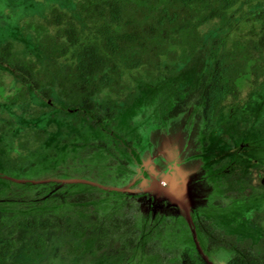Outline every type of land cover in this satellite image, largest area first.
Here are the masks:
<instances>
[{"label": "trees", "instance_id": "1", "mask_svg": "<svg viewBox=\"0 0 264 264\" xmlns=\"http://www.w3.org/2000/svg\"><path fill=\"white\" fill-rule=\"evenodd\" d=\"M237 1H77V11L86 17L95 29L80 28L71 19L66 18L67 13L63 14L53 10L49 23L53 27L55 26L60 33L59 39L47 32V24L33 23L29 25L40 52L46 55L47 62L44 68L39 67L36 62L19 57L13 50L12 40H7L0 46V62L12 66L13 71L22 82L11 93H5L2 90L0 97L16 104L20 99H24L27 91L36 90L37 94L43 96L44 99L57 97L63 101V108H73L75 111L74 128L81 127L84 129L90 125L96 133L92 137L84 138L80 145L73 143L72 140L76 132L69 134L62 141L66 144L65 147L68 146L70 156L74 159L80 158V166L89 173L96 172L94 167L98 164L99 156L107 149V145L101 139H97L95 143H91V139L102 136L104 129L111 131L117 125L130 123V118L138 114L141 107L146 104L145 101L150 104L159 98L162 101L164 99L170 101V104L166 106L167 110L164 116L158 121L161 128L168 121L179 118L189 108L196 107L203 117L205 126V129L202 130L205 137L199 139L205 149L200 157L203 160L202 166L206 169V182L212 186V192L209 195L211 207L214 209L222 202H231L234 201V198L237 200L239 195L241 197L238 199L237 207L241 217L238 221L240 220L244 224H249L250 219L253 218L264 221L263 188L250 184V181L244 178L239 179L241 182L237 183L238 180L234 179L236 173L234 169H230L233 170V173L226 170L231 166V162L240 165V169L248 170V166L244 168L247 161L243 158L245 150L242 147L262 153L264 121L258 120L260 122L257 121L254 124L246 122L248 123L247 126L243 127L239 133L237 132L232 136L225 134L224 138L219 140L214 137L213 139L211 137L206 138L210 129L215 126L214 120L220 105L228 99V96L236 95L234 89L237 88V85L240 88L244 87V84L249 85L250 80L258 75L259 69H262L263 65L260 64L262 58L252 56L251 52L245 51V46H242L238 40L227 47L225 39L229 37L228 35L212 37L211 41L208 42L196 34V28L205 20L225 15L226 11L230 10ZM204 7H207L209 12L200 18L199 14ZM83 30L89 31V33L83 36ZM171 32H175V34L170 36ZM261 47L259 42H254L252 51L262 53ZM69 53L73 56L74 67L62 71L58 64L53 61V58L62 57ZM193 59L196 62L190 63L189 61ZM141 67L145 69L144 72L147 74L148 80L142 82L139 98L134 99L133 102L135 103L132 105L128 104L127 100L121 104L118 100L126 89V84L123 82V72H130ZM179 67H181L180 71ZM99 94H103L105 99L96 98ZM253 108V114L257 112L258 108H262L264 112V103L254 104ZM36 117L25 118L22 116L20 118L19 128L15 131L21 147H25L27 132L33 130L36 134L35 137L39 138L40 132L43 131V128H39V121L35 120ZM34 122L37 126H33ZM25 127L27 130H22ZM124 143V155L136 159L137 152L135 150L137 146L133 147L132 141L125 140ZM226 145L228 147L225 150L221 149ZM90 146L101 147L103 150L101 152L95 150L89 158L88 156L82 158L77 155ZM222 151L224 155L221 160L210 162V157L214 158L217 152ZM48 152L52 156V160H48V162L53 161V169L56 171L57 165L60 164L54 160L57 152L53 148L49 149ZM96 152L97 158L93 155ZM228 159H230L229 164H226ZM137 160L144 172H147L148 169L145 168L140 156ZM121 161L126 162L125 159ZM31 165L35 166L36 163L33 162ZM69 167L72 169H66L67 177L81 175L75 173L81 171V167H77L78 170H76L74 163ZM27 168L31 169L30 166ZM10 170L9 166L7 171ZM104 172L102 170V174ZM247 174H243V176L245 177ZM92 175L96 178L94 174ZM124 175L125 173L121 170L113 172L107 181L109 182L112 178L121 180ZM10 176V174L7 175L6 172L0 171V181H8L9 179L17 181ZM28 182L26 180L22 183H27L26 185L31 187L37 186L33 181L30 184ZM100 183L102 182L100 181ZM243 185L241 191H235V188ZM83 186L86 189L77 191L71 200H74L75 208L86 205L88 208L94 209V202L98 201L100 192L96 193L89 190L97 188V186L87 183ZM228 186L233 188L225 189ZM254 205H258L257 209ZM261 210L263 212H260ZM218 215H220L219 212ZM218 215L213 214L210 210V213L198 214L194 220L198 241L209 260L214 261V256L223 252L224 254H222L227 258L225 264H264V237L262 235L256 236L248 230L243 237L239 238L238 232L229 233L227 231L229 223L223 222ZM229 215L230 222H233L234 218H238L234 212ZM103 218L102 226L94 224L91 228L98 230L103 239L114 237L117 231L126 232L119 239L124 241L122 243L123 250H130L131 247L136 246V250L135 252L132 250V254L140 253L141 250H138L140 247L138 245L139 239L140 237H142L141 239L144 238L147 242L142 244L144 246L143 253L148 255V262L179 264V259L172 256L171 253L178 249H185L184 246L188 242H192V233L184 219L176 221L166 217L159 224V226L166 227V232H170L166 235L173 239V234L175 238L176 246H173L171 253H169L161 248L164 241L147 239L146 234L143 235L145 228L143 230L138 228V220L132 213L125 217L115 214L112 220ZM105 220L106 223L104 224ZM14 221L12 222L13 228L9 229L10 234H14L18 228L29 231L34 235L33 245L40 250H44L47 246L44 236L48 235L49 230H62V225H64L65 232L78 234L79 231L72 230L75 223L86 228L81 218L71 214L65 215L62 222L44 213L21 217ZM0 223H2L1 220ZM224 225L225 229H223ZM254 237H258L259 240L253 242ZM17 245L18 242L14 239L0 243V258H9L17 249ZM97 247V249H103L106 247V243L101 241ZM66 248L69 250L68 246ZM82 249L83 246L73 253L70 252V256L80 253ZM97 249H91L90 255L97 258ZM56 255L58 256V254ZM91 264H101V261L94 259Z\"/></svg>", "mask_w": 264, "mask_h": 264}, {"label": "rangeland", "instance_id": "2", "mask_svg": "<svg viewBox=\"0 0 264 264\" xmlns=\"http://www.w3.org/2000/svg\"><path fill=\"white\" fill-rule=\"evenodd\" d=\"M77 1L79 0H0V46L7 40H12L13 50L19 57L36 62L39 67L44 68L47 62L46 55L40 52L34 41V33L29 29V25L33 23L47 24V32L59 39L60 33L55 26L53 27L49 23L52 11L57 10L63 14L67 13L66 18L71 19L80 28L95 29L87 21V18L77 11ZM207 9V7L202 8L199 14L200 18H203L209 12ZM88 33L89 31L83 30V36ZM174 34L175 32H171L170 36ZM196 34L208 42L211 41L212 37L228 35L229 37L225 39L227 47L238 40L242 46H245V51L251 52L252 56L261 57L260 64H263L262 69H259L258 75L250 80L249 85L244 84L242 88L237 85V88L234 89L236 95L228 96V99L220 105L214 120L215 126L210 129L206 138L211 137L213 139L214 137L219 140L224 138L225 134L232 136L237 132L239 133L243 127L247 126L248 123L246 122H250V124H254L258 120L263 122L264 112L262 108H258L254 114L252 112L255 108H253L254 104L264 103V0H238L230 10L226 11L225 15L205 20L196 28ZM254 42L260 43L262 53L252 51ZM53 61L58 64L62 71L73 68L75 64L71 53L53 58ZM189 62H196V60L193 59ZM180 70L181 67H179ZM144 71L145 69L141 67L130 72H123V82L126 84V89L118 100L121 104L127 100L129 102L127 103L132 105L135 103L133 102L134 99L139 98L142 82L148 80ZM21 83L12 66L0 62V94L2 90L5 93L15 91ZM96 98L105 99L103 94H99ZM166 99L168 100L167 97ZM156 100L152 101V104L145 101L146 104L141 107L138 114L135 117L131 116L130 123L117 125L111 131L104 129L102 136L91 139V143L101 139L107 145V149L99 156L98 164L94 167L96 172L89 173L85 171L84 167L80 166V158L74 159L70 156L68 146L65 147L66 144L62 141L69 134L76 132L72 140L73 143H79L80 145L83 143L84 138L92 137L96 133L90 125L84 127V129L81 127L74 128L75 111L73 108H63V101L57 97L44 99L43 96L37 94L36 90L27 91L24 99H20L16 104L0 97V171L6 172L7 175L10 174V177L20 179L14 181L7 178L10 181H0L2 184L0 188V220L2 221L0 223V243L12 239L18 242L17 249L9 258H0V264H70L71 262L72 264H82L83 262V264H91L94 259L101 261V264H140L141 262L143 264H157L158 261L148 262V255L143 253L144 246L142 244L147 242L144 238L141 239L142 237H140L139 239L138 245L140 247L138 250H141L140 253L132 254V250L135 252L136 246L131 247L130 250H123L122 243L124 241L119 239L126 232L114 231V237L103 239L98 230L91 228L94 224L102 226L103 217L106 220H112L115 214L125 217L132 213L138 220V228L140 230L145 228L143 235L146 234L147 239H161V241H164L161 248L169 253L172 251L171 248L176 246L175 238L173 234V239L166 235L170 232H166V227L159 226V224L166 216L176 220L175 209L176 211L177 209L180 210L181 214H184L187 218L189 214L193 220L192 222L198 214H207L211 210L213 214L218 215L219 212V218L223 222L227 221L226 223H229L227 228L229 233L238 232L240 235L238 237L241 238L250 230L254 235L264 237V221L262 219H250L249 224L238 221L241 215L238 211L237 202L241 196L238 195L237 200L234 198V201H231L232 203L225 201L215 206L214 209L211 207L210 198L207 194L209 189L205 184V177H202L203 174H200V178H197V180L190 181L191 184L188 183L191 193L186 192L184 195L188 198L183 200L184 206L182 204L174 206L173 203L154 196V183L158 182L161 185H166V174L179 175V173H183L182 181L189 180L190 173L194 170L189 166L186 168L187 164L185 165L183 162L185 158L180 156V152L185 147L184 142L188 141L189 144H194V147L190 146L189 149L196 151V154L191 155L189 161H194L201 166L203 160L200 156L205 150L202 143L197 141V139L205 137L202 132L205 126L199 109L191 107L179 118L168 121L161 128L158 121L164 116L167 110L166 106L170 104V101L165 99L162 101L160 98ZM160 106L162 107L160 108ZM22 116L25 118L37 116L35 120L39 121V128H43L39 138L35 137L36 134L33 130L26 133L28 137H26L25 147L19 145V139L16 137L15 131L19 128ZM33 126H37L35 122ZM22 130H27V128L25 127ZM125 140L132 141L134 143L133 147L137 146L135 150L137 152L136 159L124 155ZM226 147L228 146L221 147V149L225 150ZM52 148L57 152L54 160L57 163L60 162L56 171L53 169V161L48 162V160H52V156L48 152ZM90 148H86L85 151L82 150L77 155L82 158L85 156L89 158L95 150L97 152L103 150L101 147L90 146ZM242 149L245 150L243 158L247 161L244 168L248 166L249 171L240 169L239 165L235 168L234 179L238 180V183L241 182L239 179L244 178L249 180L250 184L264 189V146L261 147L262 153L247 150L245 147H242ZM97 152L93 153L96 158ZM223 155V151L217 152L214 158L210 157V162L221 160ZM138 156L143 160L145 168L148 169L147 172H144L138 164ZM122 159H125L126 162L123 163ZM164 159H167L168 162H165ZM229 160L226 164H229ZM33 162L36 163L35 166L31 165ZM73 163L75 168L81 167V171L75 172L81 175L67 177L66 169H72L69 166ZM154 163L165 167L164 169H158V174L162 176L160 179L153 178L150 173V171L156 170L153 167ZM9 166L11 170L7 171ZM28 166L31 169H28ZM231 166L228 168L231 169ZM102 170L105 171L104 174H102ZM119 170L125 173L124 178L121 180L112 178L108 182L107 178L109 179L113 172ZM230 172L233 173V170H230ZM247 172L249 173L247 174ZM243 174L247 175L244 177ZM26 180L29 181V184L33 181L37 185H34L36 189L27 186V183H22ZM86 183L97 186V188L89 190L96 193L100 192L98 201L94 202V209L88 208L86 205L75 208L76 204L73 203L74 200H71V198L76 195L77 191L85 190L86 188L83 185ZM229 187L233 188L228 186L225 189ZM243 187L244 185L239 186L235 188V191H241ZM254 206L257 209L258 205ZM160 208L163 211L166 209L167 212L161 213ZM155 209L159 211L155 212ZM232 212L236 213L238 218H234V221L230 222L228 218ZM260 212H263V210ZM43 213L61 222L67 214L77 216L84 221L86 228L75 223L72 230L79 231L78 234L65 232L64 225H62V230H49L48 235L44 236L47 241L44 250H40L33 245L34 235L23 228H18L14 234H10L9 229L13 228L12 222L15 219ZM252 216L254 217V214ZM112 227L114 228V225ZM223 229H225V225ZM253 239V242L259 240L258 237ZM193 240L192 242L195 244ZM101 241L106 243V247L97 249L98 243ZM67 246L69 250L66 248ZM82 246L83 249L80 253L70 256V252L73 253ZM95 248L97 249V258L89 253L91 249ZM184 253V249H178L174 253L172 252L171 255L179 259V262H182L181 264H187ZM222 253L216 254L214 261L208 260L212 264H225L227 258ZM35 257L36 259H33ZM87 260H89V263H87ZM189 263L208 264L201 255L193 258Z\"/></svg>", "mask_w": 264, "mask_h": 264}, {"label": "flooded vegetation", "instance_id": "3", "mask_svg": "<svg viewBox=\"0 0 264 264\" xmlns=\"http://www.w3.org/2000/svg\"><path fill=\"white\" fill-rule=\"evenodd\" d=\"M182 139H184V138H182ZM197 141L199 142L200 140L199 139H197ZM185 143V147H184V150L182 151V152H180V156L182 157V158H185V160L183 161L184 163H185V165H186V168H187V166H189L190 168H192L194 171L193 172H191L190 173V177H189V180H183L182 181V183H181V188H182V190L184 191V194H186V192H190L191 193V189H190V187L188 186L189 184L188 183H190V181L191 182H193V181H195V180H197V178H200V174L202 175L203 174V176L202 177H205V179L207 180V174H206V169L205 168H203V166H201V165H199V164H197V163H195L194 161H189V160H191V159H189L190 157H191V155L193 156L194 154H196V151H194V150H192V149H189V147L190 146H192V147H194V144L193 143H191V144H189L188 143V141L187 142H184ZM180 157V158H181ZM168 159H170V158H168ZM164 161L166 162H168V160L167 159H164ZM181 162V161H180ZM202 162V161H201ZM192 163V164H191ZM233 165L231 166V169H234V172H236V169L235 168H237L239 165H237V164H235V163H233V162H231ZM188 164H190V165H188ZM153 167L156 169L155 171H151L150 173L152 174V177L153 178H157V179H160L162 176H160L158 173H159V171H158V169L160 170V169H164L165 167H164V165H157L156 163H154L153 164ZM230 167V166H229ZM226 170H229L230 171V168H226ZM162 173V172H161ZM165 174V173H164ZM163 174V175H164ZM192 174H194V175H192ZM166 175H169V174H166ZM182 176L184 175L183 173L181 174ZM263 182V181H262ZM191 184V183H190ZM205 184H206V186H207V188L209 189V191H208V195H210V193L212 192V186H209L208 184H207V182H205ZM164 185V184H163ZM264 190V189H263ZM182 192V191H181ZM192 197H193V195H192ZM209 198H210V196H209ZM186 199H188V198H186V197H184V199L183 200H186ZM193 199V198H192ZM170 203H173V204H176V205H178V203H177V200H175V202H170ZM166 209H167V207H165ZM171 208V207H170ZM153 209H154V207H153ZM166 209L163 211L162 210V208H160L159 210H160V212L161 213H166L167 211H166ZM172 209V208H171ZM158 209H155L154 211L155 212H157V211H159ZM174 212H175V214L177 215H175V219H176V221H182V219H184L185 221H186V223H187V225H188V227H189V230L191 231V233H192V240L194 239L193 237H194V234H193V232H192V230L194 229V227H195V223L193 222V225L191 224V223H189L188 222V220H187V218L185 217V215L184 214H181V211L180 210H178L177 209V211H176V209L174 210ZM178 213H180V214H178ZM167 217V216H166ZM168 218H170V217H168ZM165 219V218H164ZM193 221V220H192ZM188 230V231H189ZM195 234H196V236L198 237V233H197V231H196V227H195ZM176 234H178V233H176ZM194 241V240H193ZM195 242V241H194ZM199 243V245H200V242H198ZM200 247H201V245H200ZM184 250H185V260L187 261V264H190L189 262L191 261V260H193V258H195V257H197V254H199V255H201V257L203 258V254H201V253H199V251H198V248H197V246H196V243H195V245L193 244V242H190V243H188V244H186L185 246H184ZM202 248V247H201ZM203 251V250H202ZM203 253H204V251H203ZM204 255H206L207 257H208V255L207 254H205L204 253ZM209 259V258H208ZM212 262V261H211ZM180 264L182 263V262H179Z\"/></svg>", "mask_w": 264, "mask_h": 264}, {"label": "water", "instance_id": "4", "mask_svg": "<svg viewBox=\"0 0 264 264\" xmlns=\"http://www.w3.org/2000/svg\"><path fill=\"white\" fill-rule=\"evenodd\" d=\"M182 177L184 176H182L181 173H179V175L172 173L165 177V182L167 183L166 185H161L160 183L155 182L153 185L154 196L156 198H159L161 200H166L169 202H172V201L175 202V200H177L178 204H182L184 206L183 199L185 197L184 196L185 194H183L184 191L181 188ZM172 205L175 206L176 204H172ZM187 220L189 223L193 225L192 219L190 218L189 214H188ZM192 232L194 234L193 238H194V241L196 243L199 253L203 254V258L208 262V264H212L208 260V257L204 255L202 248L200 247L198 243L195 230L193 229Z\"/></svg>", "mask_w": 264, "mask_h": 264}, {"label": "clouds", "instance_id": "5", "mask_svg": "<svg viewBox=\"0 0 264 264\" xmlns=\"http://www.w3.org/2000/svg\"><path fill=\"white\" fill-rule=\"evenodd\" d=\"M17 180H20V179H17ZM197 239H198V237H197ZM199 242V241H198Z\"/></svg>", "mask_w": 264, "mask_h": 264}]
</instances>
